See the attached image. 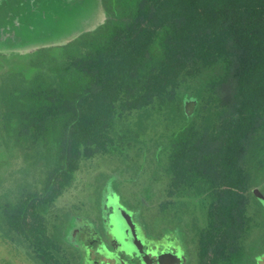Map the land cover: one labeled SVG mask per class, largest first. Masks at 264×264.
<instances>
[{"label":"trees","instance_id":"obj_1","mask_svg":"<svg viewBox=\"0 0 264 264\" xmlns=\"http://www.w3.org/2000/svg\"><path fill=\"white\" fill-rule=\"evenodd\" d=\"M108 16L1 76L4 146L18 143L43 176L25 187L19 168L22 190L0 199L7 234L31 240L40 264H68L48 228L56 200L82 163L140 156L154 141L168 176L162 209L200 205L202 249L211 241L226 264L251 262L264 194V0H112Z\"/></svg>","mask_w":264,"mask_h":264},{"label":"flooded vegetation","instance_id":"obj_2","mask_svg":"<svg viewBox=\"0 0 264 264\" xmlns=\"http://www.w3.org/2000/svg\"><path fill=\"white\" fill-rule=\"evenodd\" d=\"M60 1L0 0V79L10 69V59L32 57L43 53L46 49L60 46L59 44L47 45L45 43L55 33L62 31L57 28L59 29L67 18L59 19L58 15L49 13V7L59 5ZM69 1L65 12H73L75 5L76 9L74 10L97 12L102 15L100 23L94 28L82 31L84 33L95 31L109 17L112 0ZM80 5L81 8L78 9ZM32 45H36V47L32 48ZM7 66L6 71L2 70ZM2 140L3 144L6 143L4 139ZM18 157L21 155L15 154V161L13 160L14 155L10 157L12 166L9 167L13 173V162L18 163ZM23 161L25 163V159ZM19 168L22 169V167ZM17 173L18 170L12 177H18ZM4 187L5 189L1 190L3 192L0 196L1 200L6 199L4 193L7 186ZM120 194L118 190L115 191V195H112L114 201L107 204V209L100 200V204L95 206L91 217L79 216L80 221L72 228L70 220L73 213L65 212L66 215L63 219V216L59 214V209H56L59 198L56 200L53 206L54 218L53 221H48V228L51 233V230L56 232L57 227L63 253L66 250L69 255L68 264H226L223 259L216 257L211 241H208L205 249H202L200 245L201 232L206 222L204 218L199 220L200 223L190 226L186 233L183 229L179 233L175 228L176 223L172 221H168L169 224L164 223V227H153L150 221H145L142 218L145 211L140 213L139 207L135 204L128 202L126 204ZM1 200L0 202H2ZM160 208H162V202ZM181 219L185 221L184 218ZM27 222L33 223V221ZM3 224L0 219V237L13 248L14 252L17 250L18 261L24 257L25 264H40L39 260L34 257L32 241L29 240L27 243L23 240H16L17 235L7 234ZM252 238L254 239V234ZM262 238H264V234L258 237L261 240V246L264 245ZM253 239H250L249 244H252ZM260 244H257L258 253L251 259V262L246 264L264 263V248ZM259 258L261 259L259 260ZM4 259L9 261H6V264L15 262L12 260V255L4 257ZM234 264L242 263L235 261Z\"/></svg>","mask_w":264,"mask_h":264},{"label":"rangeland","instance_id":"obj_3","mask_svg":"<svg viewBox=\"0 0 264 264\" xmlns=\"http://www.w3.org/2000/svg\"><path fill=\"white\" fill-rule=\"evenodd\" d=\"M68 2L70 1L61 0L59 5L49 7L50 15H58L59 19L64 17L67 18L63 25L59 29L57 28V30H62L63 32L55 33L51 38L47 39L45 42L47 45H54L61 41H65V39H63L65 34H72L71 36H74L84 30L94 28V26L99 24L102 20V15L97 12L74 10L76 9L75 5L72 10L73 12H65L68 8ZM80 8L81 5L78 9ZM56 40H59V42H55ZM34 47H36V45H32V48ZM28 63L29 61H27L25 57H16L9 61L11 68L14 69H30L31 67L27 66ZM7 68L8 66L2 70ZM2 141L0 132V196L3 194L1 190L5 189L4 186L14 191L19 190V192L23 188L19 182V177H10L6 171L8 170V159H10L9 166H12V159L8 155H12L13 153V160L15 161V152H19L20 145L12 141L8 143L11 147L7 148ZM160 149L156 142L153 141L147 145H142L140 156L132 150L124 154L117 153L95 157L82 163L80 169L77 171L73 186L57 200L56 206L58 208L56 207V209H59V214L63 216L64 219L66 215L65 212L73 213L70 220L72 221L70 225L72 228L80 221L78 218L79 216L91 217L90 215L94 213L95 206L100 204V200L105 207L107 204L114 201L112 195H115V191L118 190L126 204L127 202L135 204L139 207L140 213L141 211H145L142 218L145 219V221H150L153 227L163 226L164 223L169 224L168 221H172L176 223L175 228H177L179 233H181L182 229L186 233L190 226L200 223L201 221L199 220L204 218L203 210L200 205L194 203H191L188 209L182 206H178L172 211L160 208L161 202H163L166 197L165 185L167 184L168 178L167 174L158 168L157 160L160 156ZM17 159L18 163L13 162L14 174L16 170H19V167L26 169L27 173L25 172L24 178L30 185L25 187H30L33 182L43 181V176L35 178V176L40 173L33 170V166L29 164L26 156H21ZM23 159L26 160L25 163ZM256 192L258 193L259 199H261V203L258 205V202L254 203L255 221L258 224L254 230L253 246L256 243V239L261 234H264V194L261 192L260 188H257ZM256 208H259L257 213ZM181 218H184L185 221ZM50 221H53V219ZM165 227L169 228L168 226ZM77 228L78 226L76 229ZM179 236L181 237V234H179ZM261 247L264 248V245ZM7 253L9 255H6ZM16 253L17 250L14 252L13 248L0 237V263L6 264L7 260L4 259V257H11L12 255V260L15 261L13 264H25L24 257L21 261H18ZM260 259L261 258H259V260Z\"/></svg>","mask_w":264,"mask_h":264},{"label":"water","instance_id":"obj_4","mask_svg":"<svg viewBox=\"0 0 264 264\" xmlns=\"http://www.w3.org/2000/svg\"><path fill=\"white\" fill-rule=\"evenodd\" d=\"M80 33H82V32H80ZM79 33V34H80ZM78 34V35H79ZM72 34H65V36L63 37V39H65V41H61V42H59V40H56L55 42H59L58 44H61V43H66V42H68V41H70V40H72V39H74V38H76L78 35H74V36H71Z\"/></svg>","mask_w":264,"mask_h":264}]
</instances>
